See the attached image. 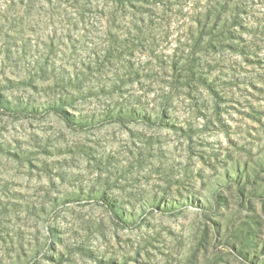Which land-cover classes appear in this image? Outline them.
Segmentation results:
<instances>
[{
	"label": "clouds",
	"instance_id": "1",
	"mask_svg": "<svg viewBox=\"0 0 264 264\" xmlns=\"http://www.w3.org/2000/svg\"><path fill=\"white\" fill-rule=\"evenodd\" d=\"M206 6L211 5L202 2L199 8L194 9L193 4L189 3L185 8L182 2L177 5L174 0L173 11L179 8L188 15H194ZM29 7L30 11L25 14L17 11L16 0H0V25L3 26L0 47L19 42L21 34L10 25L23 17L27 36L32 35L27 32V28L33 27L37 36L44 34L63 41L65 45L67 37H70L78 49L86 46L79 53L84 62H89L88 58L92 57L93 52L103 56L107 47L103 43L107 38L104 24L95 12L89 16L84 8H102L107 13V19L112 15L115 5L100 3L98 0H91V3L80 0L73 9L62 0H34ZM153 7L161 17L155 24L141 23L140 17H135L130 23L127 18L117 15L116 24L121 26L120 30L112 27L111 31L121 37L122 51L131 50L123 44L125 39L132 40L140 35L133 30L132 23L158 40L164 38L166 26L163 24V16L170 15L166 13L167 3L164 11L159 5ZM241 19L250 33L245 36V41L259 47L260 55L264 57V6L258 4ZM225 20H229L227 15ZM228 30L238 32V29L230 26ZM53 32L56 33L55 36H52ZM206 41L207 38L202 50H193L191 55L198 58L199 71L209 84L231 81L244 75L240 71L239 52L230 50L232 41L225 43L223 36H217L213 40L217 45L215 51L208 48ZM13 51L23 68L25 57L20 47H14ZM65 52L52 56L51 63L56 73H46L56 75V83L44 82V78L39 75L41 57L35 54L27 57L31 65L29 72L21 71L13 76L15 87H10L4 82V77H0V93L13 109L33 104L40 114V119L26 121L17 112L5 114L0 109V128L4 129L0 131V145L5 148L10 146L11 151L22 150L30 154L34 152L30 135H39L52 153L49 157L36 153L35 158L47 164L50 169L47 179L36 181L21 182V166L5 161L3 176L10 182V186L8 190L0 191V201L5 205L22 202L30 208L36 206L37 218L28 220V227L25 228V217L19 211L9 210L0 216V227L12 233L7 243H0V264H89L83 255L85 251L92 252L101 264H107L109 258L120 260L129 254V249L126 246H115L113 236L118 235L122 242L131 238L137 244L141 242V237L151 236L152 233L144 229L143 221L150 215L157 216L153 201L162 198L173 202L178 200L182 207L159 217L158 227L154 226L153 230L161 235L166 227L175 232L176 240L181 241L183 247L170 238L165 241L166 247H162L166 254L170 253L174 257V264H183L197 243L203 227L209 223L219 227L224 218L235 220L247 214L241 207L244 201L237 195L238 191L242 193V189H233L231 183L223 180L224 168L219 165L214 168L198 165L194 156L184 155L183 137L162 131V125L179 128L188 124L199 129L193 137L197 153H207L210 149L196 145L215 144L222 142L224 138L223 132L218 129L210 127L207 131L204 130V120L192 112L189 102L180 95L183 88L177 87L176 82L169 78L171 73L167 66L163 69L154 68L158 74L155 79L145 78L144 73L149 72L147 65L152 63L151 57H133L136 70L141 72L140 86L127 82L123 85L124 95L117 96L113 89L130 77V69L126 63L129 57L126 54L114 59L111 68L93 72L86 80L76 82V86L70 89L60 82L66 79L60 74V69L68 68L70 63L77 61ZM156 55L164 53L157 50ZM164 59L167 60L166 55ZM29 81L31 87L28 86ZM32 87H36L38 92L34 93ZM101 89H104V95L100 94ZM200 93L201 101H206L207 97L202 95L203 89ZM124 107L128 112L142 109L136 111L139 119H125L118 124L115 119L107 118L108 113ZM205 115L214 119L211 112ZM41 120L47 127L37 132ZM28 123L33 124L31 131L27 129ZM125 129L135 139L126 136ZM156 137L160 138L161 143L152 148V158L145 159L143 142ZM136 139L142 143L136 144L134 148ZM83 147L91 148L98 161L110 162L93 166L79 152L74 151L73 166L72 163H65L69 160L67 155L57 154L59 151L67 152ZM136 151L140 152L139 158L135 155ZM160 151L164 153L163 158L157 156ZM198 168L203 169L200 173L204 177L202 186L187 175L191 171L194 176ZM67 174L73 177L71 181L67 178L65 182L57 179L58 175L66 177ZM177 182L182 185L179 189L175 187ZM184 188H188L190 193H198L203 200H196L194 206L193 198L185 196ZM177 191L180 192L179 197L176 196ZM218 195L225 198V206L218 204ZM20 197H23L22 201ZM68 197L72 198L71 202ZM41 207L44 209L42 214ZM261 217L264 218V213H261ZM20 229L27 234L28 247L23 256L15 244V233ZM216 239H221L219 234ZM156 262L164 264L163 259L158 256L154 257V264Z\"/></svg>",
	"mask_w": 264,
	"mask_h": 264
},
{
	"label": "rangeland",
	"instance_id": "2",
	"mask_svg": "<svg viewBox=\"0 0 264 264\" xmlns=\"http://www.w3.org/2000/svg\"><path fill=\"white\" fill-rule=\"evenodd\" d=\"M69 8H75L80 3V0H62ZM91 3V0H87ZM100 3L113 4L115 9L112 15L105 19L107 13L102 8L88 9L84 11L89 16L95 12L101 19L105 27L106 40L103 41L107 45L103 56L93 52L92 57L88 58L89 62H84L80 58V51L86 46L77 48L70 37H67V44L59 39H53L49 36L41 34L36 35V29L28 27L27 32H31V36L25 33L24 18L21 17L18 22H14L10 27L13 30H18L21 38L18 43H10L8 46L0 47V77H4V82L10 87H15L13 76L21 71L29 72L31 65L29 57L32 54L41 57L39 61V75L44 78V82L52 81L56 83V75H47L46 73H56V69L51 63L52 56L59 55L65 52L66 55L72 56L77 62L70 63L68 68H61L60 74L66 79L61 80L62 84L70 89L76 86V82L86 80L93 72L102 71L105 68L112 67V61L119 56L127 55L129 60L126 61L127 67L130 69V77L128 81L122 80L120 85L116 86L113 91L117 96L124 95L123 85L127 82L136 83L139 87L141 72L136 70V64L132 58L136 56L151 57L152 63L147 65L149 72L144 73L145 78L157 77L154 71L155 67L163 69L167 66L171 73L170 79L176 82L177 87L183 88V93L180 95L189 102L192 112L199 116L205 122L204 130L207 131L210 127L223 132L224 138L222 142L215 144H199L196 147H207L210 149L207 153H197L194 148L193 137L197 135L199 129L190 127L184 124L182 127H170L162 125V131L170 133L172 136L183 137V153L186 157H195L198 165H203L205 168H214L219 165L224 168L223 180L226 183H231L233 189L240 190L237 195L240 200L244 201L241 205L246 211V215L238 217L235 220L222 219L219 227L216 224L209 223L201 229L197 237V243L193 246L192 251L183 264H264V218L261 213H264V57L260 55L259 47L252 46L245 41V36L250 34L247 27L244 26L241 17L248 14L250 9L256 8L259 4L264 6V0H175L178 5L181 2L187 8L189 3L193 4V8H199L200 4H210V7L200 8L194 15H188L183 10L177 8L173 11L174 0H98ZM34 0H16L18 6L17 11L28 13L30 5ZM170 15L163 16V24L166 26L164 38L158 40L155 36L145 33L144 29L137 27L132 23V28L140 33L139 36L132 40L125 39L123 44L127 45L130 51H122L121 37L111 31L112 27L120 30V25L116 24L117 15L123 16L131 23L135 17L141 18V23L155 24L161 17L157 15L154 5H159L161 10H165ZM235 13V15H231ZM229 20H225V16ZM183 21V23H181ZM229 26L238 29L234 33L229 31ZM184 29L182 32L181 29ZM3 33V26L0 25V34ZM243 33L244 35H241ZM56 33L53 32L52 36ZM217 36H223L225 43L232 41L230 50L238 51L241 56L240 71L244 75L237 76L231 81H223L214 85L209 84L208 80L199 71L200 63L198 58L192 54L193 50H202L207 38V46L212 51H215L217 45L213 40ZM20 47L24 59V66L21 68L19 58L13 51L14 47ZM157 50H162L164 55L157 56ZM70 70V71H69ZM235 71V70H233ZM254 74V78H253ZM30 75V73H29ZM21 83H24L23 81ZM162 83V81H158ZM28 86H32L28 82ZM203 89L202 95L207 97V100L202 102L200 99V90ZM234 89V91H232ZM34 93L38 92L36 87H32ZM141 91L143 89L141 88ZM100 94L104 95V89L100 90ZM0 109L4 113L17 112L23 118L28 120L40 119L39 110L33 104L21 105L18 109H13L0 93ZM140 108L128 112L127 108H120L119 111L110 112L107 118L115 119L119 124L125 119H139L136 116V111ZM211 112L214 119H209L205 114ZM55 119V113L53 114ZM224 117H227L225 119ZM95 123V122H93ZM145 123H149L145 121ZM23 127V126H22ZM47 125L41 120L40 128L37 130L43 131ZM32 123L27 124V129L31 131ZM0 128V131H3ZM125 135L130 139L132 133L126 129ZM34 145V152L26 154L21 151H11L0 145V191L8 190L10 182L4 178L3 170L5 161L10 164L21 166L23 169L19 173L21 182L28 180L36 181L39 179H47L50 169L47 164L41 163L35 158L36 153L41 156L49 157L51 152L48 150V145L42 142L39 135H30ZM142 143L136 139L133 147L136 144ZM161 143L160 138L143 142L144 158L151 157L152 148L158 147ZM19 146V144H18ZM79 152L93 166H99V163H107L109 161H98L94 155V151L89 147L80 149H72L67 152L59 151V155H67L68 161L75 166V161L72 159L73 152ZM137 158L140 152L136 151ZM158 158H163L164 153L158 152ZM247 157V159H244ZM231 162V163H229ZM202 168L187 173L189 179H194L202 186L204 177L200 174ZM156 174V173H154ZM65 178L71 181L73 177L70 174L65 176L58 175L57 179L65 182ZM51 183V181H49ZM177 189L182 185L177 182ZM186 197L193 198V205L196 200H203L198 193H190L188 188H184ZM176 196H180L177 191ZM23 197H20V201ZM72 198L68 197L71 202ZM217 201L220 206H225L226 200L222 195L217 196ZM153 207L157 213L156 217L149 216L143 221L144 229L152 233L151 236L141 237V242L137 244L131 238L126 242H122L118 235L113 236V244L117 247H127L129 254L122 257L120 260L109 258L107 264H154V257H161L164 264H174V257L170 253H165L162 245L166 247V239L176 241L177 245L183 247L181 241L176 240V234L170 228H165L163 235L160 232H155L154 226L158 227L159 217L166 213L172 212L177 207H182L178 200L166 201L163 198L159 201H153ZM9 210L19 211L25 217L24 226L28 227V220H35L36 206L31 208L24 206L22 202L5 205L0 201V216L6 214ZM44 209L41 207L40 212ZM151 221V223H149ZM127 225H125V228ZM221 239H216L217 235ZM55 235V232H53ZM12 233L0 227V243H7ZM27 234L23 229L17 230L15 233L16 249L23 256L27 244ZM219 249V251H217ZM83 255L89 261V264H101L96 260L95 255L90 251H85ZM211 257V258H209ZM158 264V262H156Z\"/></svg>",
	"mask_w": 264,
	"mask_h": 264
}]
</instances>
